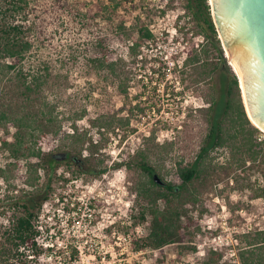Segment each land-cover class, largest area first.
I'll return each mask as SVG.
<instances>
[{
	"label": "rangeland",
	"instance_id": "obj_1",
	"mask_svg": "<svg viewBox=\"0 0 264 264\" xmlns=\"http://www.w3.org/2000/svg\"><path fill=\"white\" fill-rule=\"evenodd\" d=\"M117 1L114 31L100 16L88 18L90 26L82 28L66 11L72 4L95 7L110 0H33L35 19L27 15L43 31L44 46L36 54L50 65L45 82L28 103L16 92L14 73H0V102L11 103L13 115L30 111L38 121L51 118L57 133L38 144L41 153L66 152L95 171L84 172L68 161L58 164L36 221L41 252H22V264H202L210 248L221 250L224 259L234 258L239 236L264 228V199L254 195L263 185V156L243 162L239 151L226 147L211 152L207 172L183 192L188 201L184 221L189 222L183 244L160 251L132 249L133 236L149 229L138 219L145 204L134 189L146 177L139 164L147 162L164 182L179 183L178 164L196 159L207 133L205 107L219 96L220 75L219 70L204 74L200 64L186 60L201 47L202 36L183 0ZM140 23L155 42L143 44L133 58L127 47L131 39L125 45L119 38L122 33L136 37ZM98 39L109 49L105 60L114 61L113 72L91 65L104 60ZM71 52L75 63L68 58ZM5 86L10 88L3 97ZM7 126L0 122V225L8 223L12 197L48 180L38 168L36 187L25 183L26 165L36 159L14 157L3 146L2 140L11 141L15 132Z\"/></svg>",
	"mask_w": 264,
	"mask_h": 264
},
{
	"label": "trees",
	"instance_id": "obj_2",
	"mask_svg": "<svg viewBox=\"0 0 264 264\" xmlns=\"http://www.w3.org/2000/svg\"><path fill=\"white\" fill-rule=\"evenodd\" d=\"M183 1L185 11L191 15L196 26V34L202 36L201 47L186 60L192 64H200L204 74L219 70V96L211 97L208 106L205 107L208 129L196 159L186 165L178 164L176 174L179 177V183L158 184L153 179L155 169L145 161L139 164L146 177L134 189L137 199L145 204L139 211L138 219L141 223L147 221L149 229L146 235H134L131 239L130 243L135 251L149 249L160 251L171 243L183 244L189 227V222L184 221L187 217L188 201L183 192L188 189L187 184L207 172L208 166L205 162L210 159L211 152L220 148L226 147L232 151L236 149L242 154L243 162L256 160L260 154L263 156L261 161L263 185L254 190V195L264 199V133L251 123L246 114L238 78L224 55L209 3L207 0ZM119 5L120 1L117 0H110L108 4L104 3L95 7L84 4L85 8L82 4H72L66 7V11L80 22L82 28L90 26L88 18L94 19L100 16L111 30L117 31L113 27V22ZM35 11L33 0H0V73H14L12 80H15L16 92L28 103L34 102L32 94H36L44 84L50 69V65L37 55L44 46V42L41 36L43 31L40 27L38 30V22L33 19L31 21L28 17L29 14V16L33 14L34 17ZM139 27L136 37L131 36L130 33H122L119 38L125 45L131 39L127 47L133 58L141 52L140 48L143 44L155 42V36L148 27L143 23H140ZM119 28H123L122 23ZM103 42V39H98L96 44L101 48L104 60L91 61V65L96 70L107 66L110 69L109 72H113L114 61L106 63L105 57L108 58L110 52L107 46H103ZM68 58L73 63L77 61V56L73 52ZM158 65H162V62L158 61ZM142 66L144 68L146 64L143 63ZM9 86H5L7 90L4 89L3 97L8 94ZM139 110L142 112L143 108L140 107ZM40 113L48 112L40 109ZM0 122L15 128L12 140L8 141L4 138L3 146L14 157L33 156L36 159L29 161L26 165L29 177L25 179V183L30 187H36L38 168H44L48 175V180L39 189L24 191L12 197L8 206L12 209L8 223L0 225V228H3L0 232L2 235L0 264H22L23 261L20 258L23 256L22 252L28 250L34 255L41 252L37 242L40 230L36 221L44 201L49 198L52 173L57 169L58 164L68 161L76 164L84 172L94 173L95 171L82 167L80 160L75 156L69 157L66 152L41 153V145L38 144L51 134L57 133L56 128L51 124L50 117L45 122L38 121L35 114L30 111L16 116L13 115L11 103L0 102ZM243 155H245L244 158ZM192 200L197 199L192 196ZM239 237L240 244L237 246L234 258L224 259V253L221 250L210 248L202 264H264V228L247 231ZM73 252L77 253L76 250Z\"/></svg>",
	"mask_w": 264,
	"mask_h": 264
},
{
	"label": "water",
	"instance_id": "obj_3",
	"mask_svg": "<svg viewBox=\"0 0 264 264\" xmlns=\"http://www.w3.org/2000/svg\"><path fill=\"white\" fill-rule=\"evenodd\" d=\"M211 1V15L228 64L238 78L234 64L241 80L246 114L253 125L264 130V0ZM239 87L243 97L240 83ZM153 179L165 184L156 173Z\"/></svg>",
	"mask_w": 264,
	"mask_h": 264
},
{
	"label": "bare ground",
	"instance_id": "obj_4",
	"mask_svg": "<svg viewBox=\"0 0 264 264\" xmlns=\"http://www.w3.org/2000/svg\"><path fill=\"white\" fill-rule=\"evenodd\" d=\"M209 2L210 3H212V1L211 0H209ZM232 63V62H231ZM232 67H233V69H234V71L237 73V75H238V79H239V83H240V85H241V88H242V84H241V80H240V77H239V74H238V72H237V70H236V68H235V66H234V64L232 63ZM242 96H243V101L245 102V107H246V109H247V112H249L248 111V108H247V104H246V100H245V96H244V92H243V88H242ZM254 122V121H253ZM256 125V124H255ZM257 126V125H256ZM258 127V126H257ZM259 129H261V128H259ZM262 130V129H261ZM264 131V130H263Z\"/></svg>",
	"mask_w": 264,
	"mask_h": 264
},
{
	"label": "flooded vegetation",
	"instance_id": "obj_5",
	"mask_svg": "<svg viewBox=\"0 0 264 264\" xmlns=\"http://www.w3.org/2000/svg\"><path fill=\"white\" fill-rule=\"evenodd\" d=\"M63 156H64V155H63ZM64 157H66V155H65Z\"/></svg>",
	"mask_w": 264,
	"mask_h": 264
},
{
	"label": "built area",
	"instance_id": "obj_6",
	"mask_svg": "<svg viewBox=\"0 0 264 264\" xmlns=\"http://www.w3.org/2000/svg\"><path fill=\"white\" fill-rule=\"evenodd\" d=\"M39 228V227H38Z\"/></svg>",
	"mask_w": 264,
	"mask_h": 264
}]
</instances>
